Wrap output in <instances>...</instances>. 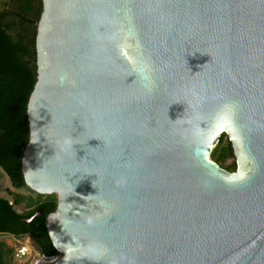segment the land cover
I'll return each instance as SVG.
<instances>
[{"label":"water","instance_id":"1","mask_svg":"<svg viewBox=\"0 0 264 264\" xmlns=\"http://www.w3.org/2000/svg\"><path fill=\"white\" fill-rule=\"evenodd\" d=\"M41 1L20 169L55 264H264V0Z\"/></svg>","mask_w":264,"mask_h":264},{"label":"trees","instance_id":"2","mask_svg":"<svg viewBox=\"0 0 264 264\" xmlns=\"http://www.w3.org/2000/svg\"><path fill=\"white\" fill-rule=\"evenodd\" d=\"M42 11L41 0H0V177L8 178L11 189L0 195V233L26 235L32 245L46 254L57 252L46 232L44 220L55 210V195H40L24 183L20 169L22 152L28 142L26 114L28 97L36 81V22ZM210 158L228 171L236 169L230 141L221 134ZM25 192V193H24ZM26 202L28 207L18 212L15 205ZM35 215L32 223L25 221ZM11 248L0 240V264H10Z\"/></svg>","mask_w":264,"mask_h":264},{"label":"built area","instance_id":"3","mask_svg":"<svg viewBox=\"0 0 264 264\" xmlns=\"http://www.w3.org/2000/svg\"><path fill=\"white\" fill-rule=\"evenodd\" d=\"M6 234L11 241L8 245L12 250L10 264H55L62 257L59 252L52 254L41 252L32 245L26 235ZM21 249H27V251L21 252Z\"/></svg>","mask_w":264,"mask_h":264},{"label":"rangeland","instance_id":"4","mask_svg":"<svg viewBox=\"0 0 264 264\" xmlns=\"http://www.w3.org/2000/svg\"><path fill=\"white\" fill-rule=\"evenodd\" d=\"M232 160H234V159L233 158H229V159L225 160V162L223 164H229V163L232 162ZM7 189H11L12 190V188L10 187L8 178L5 175H2L0 177V195L1 196H6L10 200H12L11 196L7 193ZM14 208L18 212H23V211L28 209V207L26 205V202L18 203L17 205L14 206ZM0 240L4 241L7 245H9L11 243V241L8 240V236H7L6 233H0Z\"/></svg>","mask_w":264,"mask_h":264},{"label":"clouds","instance_id":"5","mask_svg":"<svg viewBox=\"0 0 264 264\" xmlns=\"http://www.w3.org/2000/svg\"><path fill=\"white\" fill-rule=\"evenodd\" d=\"M50 234H53V233H50ZM24 251H27V249H21V252H24Z\"/></svg>","mask_w":264,"mask_h":264}]
</instances>
